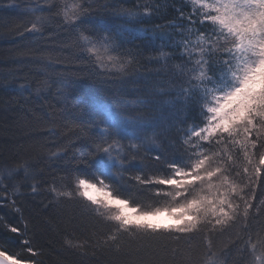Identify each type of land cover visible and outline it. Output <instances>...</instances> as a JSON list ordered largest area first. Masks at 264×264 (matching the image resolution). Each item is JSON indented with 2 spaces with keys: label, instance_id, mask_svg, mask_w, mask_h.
Wrapping results in <instances>:
<instances>
[{
  "label": "snow or ice",
  "instance_id": "snow-or-ice-1",
  "mask_svg": "<svg viewBox=\"0 0 264 264\" xmlns=\"http://www.w3.org/2000/svg\"><path fill=\"white\" fill-rule=\"evenodd\" d=\"M28 15L22 40L57 25L80 54L18 50V64L43 74L20 96L44 100L51 111L37 120L64 139L0 163V206L19 214L3 222L17 250L0 240V264H44L37 228L57 230L81 264H264V0H32ZM141 36L157 66L146 108L77 94L86 73L101 86L127 74L142 53L125 45ZM38 197L46 211L34 224L19 201Z\"/></svg>",
  "mask_w": 264,
  "mask_h": 264
},
{
  "label": "trees",
  "instance_id": "trees-1",
  "mask_svg": "<svg viewBox=\"0 0 264 264\" xmlns=\"http://www.w3.org/2000/svg\"><path fill=\"white\" fill-rule=\"evenodd\" d=\"M107 2L113 3L117 7L133 8L137 3L143 5L151 3L152 0H107ZM161 2L163 3L164 0ZM31 5L32 0H0V163L25 158L29 155L27 150L34 144L47 145L45 151L55 150L54 145L64 139L60 136L50 140L45 129L37 120V116H43L51 111L44 100L33 95L25 102L20 96L19 86L21 83L31 82L34 86L38 79L43 78V74L34 64H18L17 53L21 47L28 44H35L46 53L50 52L54 56H61V59L69 53L73 56L80 53L63 47L65 42L71 41L74 34L58 30L57 25L51 26V37L48 32H45L39 41L22 40L16 29L28 22L30 18L28 9ZM115 19L113 17V20ZM172 19L171 13L167 15V18L154 16L151 24L139 27L153 28L157 24L165 25ZM90 20L93 24L97 23L94 18H90ZM145 43L146 39L141 36L139 39H134L131 44L125 45V48H135L142 53L138 57V62L127 74L108 78L107 83L101 86L99 83L101 77H97L91 72L86 73L79 80L77 94L92 103H106L118 94L117 98L127 108H146L145 101L148 99L146 86L149 81L156 78L157 66L150 59L154 53L151 50L145 51ZM156 43L159 45L160 41H156ZM70 66L82 65L77 62ZM56 67H60V65H56ZM24 77L28 78L27 81ZM51 78L55 80V74H51ZM57 87L58 85L51 87L50 92L46 93L48 102L55 103ZM27 95L28 93L25 92V96ZM56 174L59 175V173ZM50 178L51 176L46 172L44 179ZM19 203L23 207L25 218L30 219L34 224L41 219L37 213L46 211L44 204L47 201L42 200V197L21 199ZM4 221L19 223V214L12 209L10 204L0 206V240L7 239L11 250L16 251L14 234L4 230ZM32 238L37 247L44 249V264H81L78 256L63 247L62 237L57 230L49 231L45 228H37ZM102 264H106V262H102Z\"/></svg>",
  "mask_w": 264,
  "mask_h": 264
}]
</instances>
